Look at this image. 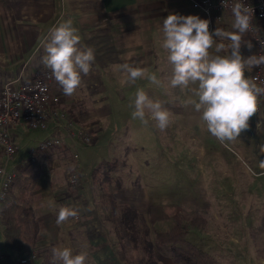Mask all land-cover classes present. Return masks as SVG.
<instances>
[{
  "label": "rangeland",
  "instance_id": "obj_1",
  "mask_svg": "<svg viewBox=\"0 0 264 264\" xmlns=\"http://www.w3.org/2000/svg\"><path fill=\"white\" fill-rule=\"evenodd\" d=\"M224 16L234 20L232 14ZM232 24L221 20L216 26L231 31ZM245 37L252 41L248 34L244 36L247 39ZM226 52L227 48L221 54ZM241 52L245 57L251 55L246 45ZM156 54L158 58L152 59L158 65L146 63L145 77L135 84L128 82L127 75L121 77V82L113 79L106 94L112 111L99 123L84 118L89 104L74 100L71 109L78 118L75 124L90 134L91 141L83 143L75 135L67 138L76 145V152L63 153L70 161L58 166L59 161L54 163V154L58 153L46 157L45 151H39L30 155L29 150L36 148L49 130L20 126L13 129L17 133L18 150L12 162L23 164L30 158V161L39 159L44 166L43 173H54L51 188L58 179L63 181L65 171H68L67 177L75 174L78 182L73 188H79L81 178L83 196L89 202L92 200L90 172L94 166L106 162L109 168L105 171L113 176L118 189L124 191L121 190L124 198L136 204L138 210H145L152 203L179 205L177 208L188 216L185 222L192 219L199 225V228L189 229L187 238L214 255L219 264H264V168L260 167L264 160V152H261L264 108L250 118L249 127L237 139L221 142L208 132L200 113L191 106H184L183 101L190 97V92L169 87L167 52L157 51ZM153 73L161 80L159 85L148 80ZM139 88L150 98L165 102L171 113V123L165 131L144 126L132 118L133 109L129 105ZM256 116L260 120L255 121ZM92 123L97 127L94 132L89 127ZM255 125H259L258 128H254ZM94 194H98L96 189ZM2 208L0 236L6 223ZM99 208L102 209L100 205ZM0 251L6 252L1 247ZM12 252L26 256L16 249Z\"/></svg>",
  "mask_w": 264,
  "mask_h": 264
},
{
  "label": "crops",
  "instance_id": "obj_2",
  "mask_svg": "<svg viewBox=\"0 0 264 264\" xmlns=\"http://www.w3.org/2000/svg\"><path fill=\"white\" fill-rule=\"evenodd\" d=\"M170 13L207 19L189 0H0V83L16 76L29 79L36 71L46 69L42 64V57L46 54L44 38L58 21L71 19L78 30L81 45L93 47L96 60L89 75L82 76L81 85L73 94L75 96H65L53 78L51 88L60 95L61 105L66 109L72 108L76 99L89 104V112L84 118L99 123L112 111L106 95L110 84L114 78L121 82V77L127 75L121 65L142 68L146 63L158 65L152 57L158 58L157 51H166L162 47L161 28L163 19ZM227 19L229 17H222L225 24L234 22ZM244 41H249V37ZM250 54H253V48ZM258 120L256 116L255 121ZM94 125L89 124L92 132L97 130ZM69 141L66 143L71 146L68 150L70 155L73 150L76 152V145ZM54 156V163L59 161L58 166L70 161L69 156L63 153ZM67 172L63 181L58 179L57 183L54 182V188H51L54 173L44 172L38 179L41 197L35 202V208L37 217L45 225L38 246L53 244L71 248L74 255L87 253L86 264H123L105 220L106 213L99 208L98 194H94L91 186L92 200H86L82 179L79 177L80 186L75 189L69 183ZM121 190L117 189L116 196L128 202ZM130 204L136 206L132 202ZM62 206L79 208V220L57 225L56 217ZM0 247L12 253L4 244L3 234ZM157 258L159 264H176L167 254L157 252Z\"/></svg>",
  "mask_w": 264,
  "mask_h": 264
},
{
  "label": "clouds",
  "instance_id": "obj_3",
  "mask_svg": "<svg viewBox=\"0 0 264 264\" xmlns=\"http://www.w3.org/2000/svg\"><path fill=\"white\" fill-rule=\"evenodd\" d=\"M228 7V0H222ZM230 12L234 17L232 30H209V21L199 16L170 13L163 19L162 47L167 52L170 72L166 79L172 89H187L190 97L183 101L200 113L208 132L220 140L233 141L249 127V120L259 111L264 97V81L251 75L254 69L264 68V40L261 52L245 57L241 48H253L244 35L252 28L253 9L242 0H233ZM71 19L58 21L44 38L42 64L61 87L65 96H72L80 87L82 76H87L96 60L91 46L81 45L80 36ZM220 41L219 43L217 41ZM223 41H228L226 45ZM227 48L226 54L225 49ZM127 80L135 84L145 77V69L130 64L121 65ZM152 84L161 80L153 73L147 77ZM133 119L144 126L163 132L171 123V113L165 102L154 100L143 88L137 89L129 105ZM264 152V145L261 146ZM264 168V160L260 162ZM3 199V194H0ZM80 209L62 206L56 217L60 225L79 220ZM87 253L73 254L69 247L53 246L50 264H86Z\"/></svg>",
  "mask_w": 264,
  "mask_h": 264
},
{
  "label": "trees",
  "instance_id": "obj_4",
  "mask_svg": "<svg viewBox=\"0 0 264 264\" xmlns=\"http://www.w3.org/2000/svg\"><path fill=\"white\" fill-rule=\"evenodd\" d=\"M64 109L73 121H78L71 108ZM70 149L67 144H61L43 151L47 157ZM30 159L17 168L12 189L2 205V218L6 221L2 234L8 249H16L28 257L35 254L28 264H50L51 248L55 245L38 246L45 225L35 208L41 197L38 179L44 166L39 159ZM108 168L106 162L94 166L89 178L91 186L98 191V204L106 213L105 220L115 248L123 256V264H159L157 252L170 255L176 264H219L214 255L187 238L189 229L199 225L192 219L185 222L188 216L177 208L179 205L152 203L145 212L138 210L116 196L118 185L105 171Z\"/></svg>",
  "mask_w": 264,
  "mask_h": 264
},
{
  "label": "built area",
  "instance_id": "obj_5",
  "mask_svg": "<svg viewBox=\"0 0 264 264\" xmlns=\"http://www.w3.org/2000/svg\"><path fill=\"white\" fill-rule=\"evenodd\" d=\"M194 7L201 10L209 21V30L221 21L224 14H231L230 6L233 0H228V7L222 6V0H189ZM253 9L252 28L246 33L254 43L253 53L261 52L260 40H264V0H242ZM258 81H264V68L254 69L251 73ZM52 77L49 70L36 71L29 79L16 76L0 83V210L9 196L12 183L17 175V168L22 164L13 163L18 150L17 133L14 128L26 126L30 129L50 130L48 136L42 139L36 148H31L29 154L47 150L53 145L65 144L67 138L76 136L83 143L89 144L90 134L79 128L61 105L60 95L51 88ZM264 108V97L259 105L260 112ZM13 161V162H12ZM70 185L78 182V177L71 174ZM34 254L30 258H34ZM29 257L17 252L7 254L0 251V264H26Z\"/></svg>",
  "mask_w": 264,
  "mask_h": 264
}]
</instances>
